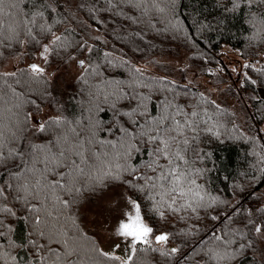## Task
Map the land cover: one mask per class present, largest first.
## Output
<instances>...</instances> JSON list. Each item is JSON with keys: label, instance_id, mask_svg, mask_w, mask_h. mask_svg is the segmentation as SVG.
Returning a JSON list of instances; mask_svg holds the SVG:
<instances>
[{"label": "trees", "instance_id": "obj_1", "mask_svg": "<svg viewBox=\"0 0 264 264\" xmlns=\"http://www.w3.org/2000/svg\"><path fill=\"white\" fill-rule=\"evenodd\" d=\"M230 8L227 0H155V4L153 0H23L20 3L15 18L29 23L20 25L18 38L0 44V74H16L0 77L4 107L12 108L17 114L19 128L14 129L18 139H10L3 152L7 156L9 149H15L24 154L0 165V185L5 186L7 196L6 200L0 199V208L11 209L0 211V232L4 233L0 236L3 245L0 251L16 257L15 261L0 260V264H37L38 256L46 254L38 246H48L47 235L39 233L49 231L52 217L44 210L38 213L31 210L33 204L41 207V201L32 196L25 199V193L14 191L17 181L10 174L24 172L25 178L32 179L31 173L15 166L23 161H28L27 167L32 166L29 155L38 151L32 145L53 142L56 135L69 127L79 132L88 126L89 120L98 122L97 138L119 141L123 133L118 127L140 131V125L147 127L148 121L164 115L168 105H171L169 116L175 114L177 106H183L189 113H200L198 117H190L199 122L197 132L186 133L190 141L196 137L190 145L194 149L190 168L196 183L202 185L204 196L203 201L193 203L196 210L176 213L162 209L165 217L160 218L151 210L145 193L115 182L104 190L82 191L77 203L64 210L65 217H74L76 227H72L70 219H61L57 226L62 224L78 232L85 248L90 249L94 244L102 249L98 240L84 229L79 209L87 197L123 187L129 197L142 203V210L147 205L146 222L158 229L155 234L169 233L165 245L153 240L150 248L138 246L146 250L137 252L138 260L134 264H264V244L248 224L249 220L264 224V71H257L264 69V56L261 57L264 23L258 14L253 27L247 23L251 19L247 8L242 5L228 11ZM39 12L43 15H35ZM56 36L61 41L52 44ZM44 45L49 46L47 61L41 57ZM226 47L238 51L247 60L246 65H252L244 66L241 77L235 78L225 67ZM182 50L189 54V67L196 68L201 75L215 77L218 71L227 74V86L245 109L244 123L232 108L216 103L199 86L185 81V75L173 77L159 60L160 55L177 56ZM37 58L44 60L40 66L45 68L39 76L26 63V59ZM11 59H17L18 64L7 71L5 67ZM81 60L85 62L83 66ZM72 62L79 65L81 73L65 82L63 72L59 71ZM221 83L223 79L219 80ZM9 85L19 97L12 94ZM15 103L20 107L13 108ZM3 115L8 117L9 113L5 111ZM55 117L71 124L49 127L50 119ZM176 118L182 120L180 116ZM38 120L44 122V132L38 131ZM209 127L213 132L206 130ZM137 146L139 151H132L128 163L138 170L123 176L134 184L143 183L134 176L146 171L147 152L154 147L149 143ZM96 149L102 150L99 145ZM36 167L42 165L37 163ZM196 169L200 170L199 174ZM48 179L53 176L49 174ZM7 184L13 188L8 189ZM57 194L69 198L66 193ZM47 203L51 208L52 202ZM215 236L231 243L225 245ZM173 247L178 249L174 254L170 253ZM209 249H226L231 257L210 260Z\"/></svg>", "mask_w": 264, "mask_h": 264}, {"label": "snow or ice", "instance_id": "obj_2", "mask_svg": "<svg viewBox=\"0 0 264 264\" xmlns=\"http://www.w3.org/2000/svg\"><path fill=\"white\" fill-rule=\"evenodd\" d=\"M22 2L23 0H15V2L0 0V44H4L5 40L18 38L20 25L26 26L29 23L27 20L20 21L15 18L18 15L16 10ZM153 2L155 4V0ZM227 3L231 5V8L227 9L228 11L240 9L242 5L247 8L251 16L247 23L253 27H256L255 21L258 14L261 18L260 22L264 23V0H227ZM253 8H256L257 12H252ZM158 11L163 12L164 9L158 8ZM35 15L42 16L43 13L39 12ZM50 30L49 28L48 31ZM27 31L31 34L30 29ZM259 31L260 29L257 28V32ZM59 41H61V37L56 36L52 40V44H57ZM48 52L49 46L44 45L41 57L45 61H47ZM79 63L83 66L85 62L81 60ZM29 67L31 72L37 76L45 72V68L35 63ZM245 67H252V65H245ZM136 71L140 70L136 69ZM257 71H264V69H257ZM15 75L14 72L3 73L0 74V77H14ZM8 87L11 89V85ZM11 91L14 96H20L15 92V89H11ZM113 95L115 94L113 93ZM201 96L203 98V94ZM106 99L107 96H105ZM5 103L4 92L0 88V165L6 164L7 161L13 160L17 156L22 158L24 155L22 152L17 153L15 149H9L7 156L3 152L10 139H18L14 129L19 130L17 114L12 111V108H5ZM211 103L215 104L214 101ZM12 107L18 108L20 104L15 103ZM168 107L171 105L165 107L164 115L148 121L147 127L140 125V131L131 132L128 128L118 127V130L123 133L119 141L97 138L95 129L98 127V122L93 123L91 120H89L88 126L79 132L75 128L69 127L56 135L53 142L32 145V148L38 151L29 155V160L32 162L31 167H27L28 161L15 165L23 167L26 172L31 173L32 179L25 178L24 172L10 173L17 181L14 191L25 193V199L32 196L33 199L40 200L41 207L33 204L31 210L37 213L44 210L48 216L52 217L53 221L47 233H39L41 236L47 235L48 246H38L43 248L46 254L38 256L37 264H104L107 261L115 262V264H134V261L138 260L137 252L146 250L143 247L138 249V246L150 248L153 240L159 245L168 243L169 233L155 234L158 229L146 222L147 205H144L142 210L141 202L126 197L130 210L123 212V217L119 219L116 227V234L126 243L123 249L120 244L114 246V249H121L125 253V257L117 255L115 250L103 251L94 244L90 249L85 248L78 232L71 231L62 224L57 226L61 219H70L72 227H76L74 217L71 215L65 217L64 210L75 205L79 194L84 190H104L107 189L109 183L122 182L145 193L148 204L152 206L151 210L156 212L160 218L165 217V211L162 209L176 213L182 210H196L193 203L203 201L204 196L201 195L202 185L196 183L190 168L191 153L194 152L190 145L195 142L196 137L194 136L190 141L186 133L197 132L199 122L190 117H198L200 113L197 111L189 113L184 111L183 106H177L175 114L169 116L167 114ZM217 107L219 106L217 105ZM5 111L9 113L8 117L3 115ZM127 115L131 116L132 113H127ZM177 116L182 117V120L177 119ZM37 123L39 124L38 131L44 132V122L38 120ZM65 123L71 124L70 121L55 117L50 119L49 127L52 125L61 126ZM133 123L136 122L133 121ZM204 123L207 124L208 121H204ZM206 130L213 132L211 127ZM215 134L219 135L218 132ZM133 141L136 142L133 143ZM143 143H149L154 147L147 152L149 159L145 164L146 171L134 176L135 180L143 181V183L134 184L132 180H124L123 176L127 172H137L138 169L132 167L128 160L133 150L139 151L137 145ZM96 145H99L102 150L98 151ZM53 147H55V151H53ZM37 163L41 164L42 168H37ZM149 172L151 175L148 174ZM196 173L199 174L200 170L196 169ZM49 174L53 176V179H48ZM6 187L12 189L13 185L7 184ZM58 192L66 193L69 198L63 199L61 195L57 194ZM0 199H7L4 185H0ZM48 201L52 202L51 208L48 207ZM0 211L10 212L11 209L0 208ZM40 222V218L37 217L36 223ZM248 224L252 225L256 233H261L264 230V224L256 220H249ZM3 235L4 233L0 232V236ZM214 238L222 241L225 245L231 243V241L223 240L220 236ZM31 243L35 244V241ZM52 244L60 247H52ZM2 248L3 245H0V249ZM152 250L161 251L159 248ZM177 251L178 249L175 247L170 249L172 254ZM208 252L210 260L223 261L231 257L226 249L223 251L209 249ZM100 258H103V261ZM15 259L16 257L10 256L9 253L0 251V260L15 261Z\"/></svg>", "mask_w": 264, "mask_h": 264}, {"label": "rangeland", "instance_id": "obj_3", "mask_svg": "<svg viewBox=\"0 0 264 264\" xmlns=\"http://www.w3.org/2000/svg\"><path fill=\"white\" fill-rule=\"evenodd\" d=\"M225 52V67L232 71L235 78L241 77L247 60L243 59L238 51L232 50L230 47H226ZM188 55L186 51L182 50L177 56L160 55L159 60L166 64L167 70L170 71L173 77L183 78V75H185V81L199 86L216 103L232 108L238 114L240 121L244 123L246 118L245 109L227 86L225 81L227 74L218 71L215 77L201 75L196 68L189 67ZM263 56L264 53L261 57ZM43 62L44 60L40 58L35 60L26 59L28 64L43 65ZM7 63L6 70L12 71L17 67L18 61L17 59H11ZM59 72L60 74L63 72L65 82H67V79L69 82L76 78L81 70L79 65L72 62ZM220 79H223L221 84H219ZM59 82H61L60 79ZM126 197H129V195L123 187H115L100 196L87 197L79 209L80 221L84 229L98 240L103 250H115V253L122 257H125V253L121 249L125 247L126 242L116 234V227L119 219L123 217V212L130 210ZM258 238L264 244V232L258 233ZM115 244H120L121 249H114Z\"/></svg>", "mask_w": 264, "mask_h": 264}, {"label": "water", "instance_id": "obj_4", "mask_svg": "<svg viewBox=\"0 0 264 264\" xmlns=\"http://www.w3.org/2000/svg\"><path fill=\"white\" fill-rule=\"evenodd\" d=\"M35 64H37V63H35Z\"/></svg>", "mask_w": 264, "mask_h": 264}]
</instances>
